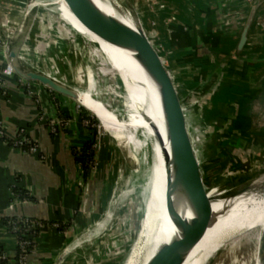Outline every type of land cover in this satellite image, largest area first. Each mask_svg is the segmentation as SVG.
<instances>
[{"label": "water", "instance_id": "water-1", "mask_svg": "<svg viewBox=\"0 0 264 264\" xmlns=\"http://www.w3.org/2000/svg\"><path fill=\"white\" fill-rule=\"evenodd\" d=\"M103 1L118 14L108 12L98 0H53L50 4H45L44 10L43 4L32 0L13 31L7 30L4 21L0 20V39L3 43L4 56L17 75L74 100L92 113L101 124L102 120L98 112L85 104L82 99V92L90 90L92 98L99 100L103 107L112 112L115 118L124 123L125 128L130 131V133L127 132V134L129 133L127 136L124 134L119 138L103 128L116 140L121 152H125L131 165L134 166L136 176L147 191L154 151L129 123L130 114L120 73L109 64L105 54L100 51L101 43L95 40L89 32L77 29L64 17L62 5L64 6L65 3L80 23L102 40L118 47H125L129 44L136 48H142L147 51L148 55L155 57L156 68L164 75L168 83V86L165 85L167 92L165 91L161 96V104L171 153V157L165 154L163 156L164 176L162 175L160 178L159 201L161 203L164 199L167 212L172 222L182 231V235L162 245L150 259L149 264H184L189 252L202 239L206 231L214 227L219 217L231 208L226 206L223 212L217 213L213 207L214 202L228 201L244 194L264 196V168L253 170L244 176L230 175L229 179L227 178V173L222 166L223 157L217 150L219 148L215 151L212 147V142L208 140L207 134L200 124L197 110L193 104L195 100L193 95L202 90L186 92L174 65L153 42L138 15L139 28L134 32L133 37L131 36L132 39L130 38L126 24L118 16L123 14L125 9L123 0ZM56 3L59 4L61 17L67 24L68 31L78 49L80 65L85 71L87 83L85 89L72 86L41 68L32 67L26 59L28 54L24 53L25 45L35 21L43 15L57 12L53 9V5ZM259 3L260 0H254L251 4L242 33L233 51L235 58L242 54L248 42L249 32ZM96 75L99 77V81L96 80ZM220 77L221 70L217 69L209 77L207 85L212 87ZM106 83L108 85H102ZM103 94L109 95L113 102ZM248 98H251V94L247 95L240 106L241 109L244 108L245 101H249ZM115 102L117 103L113 106ZM250 141L249 136L240 144V147L245 148L247 142L253 144ZM255 142L257 143V140H254ZM5 143L9 145L8 141ZM67 144L68 140L65 139L63 141V160L69 177L72 178L76 160L68 152ZM19 170L26 175L34 174L30 168L19 167ZM182 207L193 212L195 217L192 221L182 217L179 212ZM258 229L254 230L256 237L258 236V246L256 245L255 248L253 264H264V227L260 231ZM230 239L232 238L223 240L221 245L211 250L198 264H207L228 244ZM64 255V253L60 255L54 264H61Z\"/></svg>", "mask_w": 264, "mask_h": 264}, {"label": "crops", "instance_id": "crops-1", "mask_svg": "<svg viewBox=\"0 0 264 264\" xmlns=\"http://www.w3.org/2000/svg\"><path fill=\"white\" fill-rule=\"evenodd\" d=\"M253 1L182 0V21H186L182 23V28L188 30V38L185 40L189 42L182 48V65L185 69L182 70L181 80L186 92H190L188 88L194 91L211 89V86L207 85L209 77L220 69V85L228 84L233 86V90H242L240 86L243 81H247L249 90L243 101L248 94H251V98L245 101L243 111L251 114L256 104L264 108V0H260L242 54L235 58L233 51ZM13 3V0H0V20L10 19L9 12L14 8ZM187 8L195 11V14H189ZM199 12L205 16L201 17ZM203 19L206 25H202ZM197 44L203 51L200 57L193 56V52L198 50ZM6 64L0 42V76L3 78L0 85V126L4 133L0 134V245L4 247L8 257L6 264H18L17 237L8 231L2 219L8 215H17L44 220L36 237V245L28 255L27 264H54L76 236L95 224L100 213L101 198L85 191L83 186L93 183V174L90 173L85 179L76 163L74 175L70 178L63 160L65 139L68 140L66 148L74 158L72 147L80 148L86 140L79 121L60 128L56 133L51 130L49 123L50 118L59 115L58 109L63 111V118L66 119L71 115L76 116L77 106L80 107L83 117L82 108L74 100L54 94L36 82H32L35 96L26 92L20 85L19 75L4 73ZM187 80L193 86H189ZM88 91L91 94V91ZM224 101L225 96L215 98L212 103ZM251 114H246V118L254 125L255 115ZM258 116L264 118V112ZM255 131L263 133L264 126ZM253 133L255 132L252 130L249 136L250 143L254 144L255 138L251 135ZM20 134L34 142L37 152H28L5 143L7 141L4 136L14 139ZM19 167L30 168L34 174L26 175ZM12 184L27 189L35 199L24 200L16 197L11 190ZM73 253L74 251H69L65 254L61 264H76Z\"/></svg>", "mask_w": 264, "mask_h": 264}, {"label": "rangeland", "instance_id": "rangeland-1", "mask_svg": "<svg viewBox=\"0 0 264 264\" xmlns=\"http://www.w3.org/2000/svg\"><path fill=\"white\" fill-rule=\"evenodd\" d=\"M31 1L13 0L14 8L9 12L10 19L5 18L3 20L7 30L13 31L17 25L16 21H19ZM52 1L36 0L38 4H43V10L44 6H46L45 3L50 4ZM126 3L139 16L148 35L174 65L182 79V70L185 69L182 65V53H184L182 52V48L189 43L185 40L188 30L182 28V23H186V21H182V0H123L125 8ZM104 5L110 9L109 5L106 3ZM53 9L57 12L43 15L35 21L32 31L28 35V42L25 45L26 50L24 53L28 54L26 59L32 67L41 68L72 86L85 89L87 86L85 71L82 70L80 65L78 49L68 31L67 24L61 17L59 4L53 5ZM187 12L192 15L195 11L187 8ZM199 13L202 15L201 17L205 16L202 12ZM205 22V19H203L202 25H206ZM203 30L206 31L205 29ZM202 39L204 40V37ZM196 48L198 50L193 52V56H202L203 51L201 46L197 44ZM100 51L105 54L109 62L111 60V53L102 47H100ZM116 71L119 72V70ZM96 80L99 81L97 75ZM246 82L243 81V85L240 86L242 90H233V86L228 84L220 85L218 82L209 90H203L196 94L193 92L194 98L202 96L201 99L193 101L198 118H200V124H202L206 132L208 140L213 143L214 150L216 151V148L219 147L218 152L223 157L222 166L226 173L232 176H244L248 172L264 168V132L259 133L255 131L264 126V118H259L258 116L264 112V108L256 104L252 114L246 110L244 112L241 109L240 106L243 104L244 95L249 90V85ZM190 85L193 86L189 83ZM188 90L190 92L194 91L192 88H188ZM103 95H106L107 99L113 102L109 95ZM138 96L137 104L139 107L134 128L139 133H142L140 135L141 138L148 144L151 143L152 146H155L154 138L149 134V130L146 129V124L149 122L151 125H159L158 118L160 117V113L157 111V104L155 103L157 110L153 105L154 100L147 85L142 80L138 84ZM223 96L226 97V101L212 103L215 98ZM116 103H113V106ZM248 113L256 116L253 117L255 121L254 125L247 120L246 114ZM57 118H59V115L52 117L54 120ZM77 121H79L80 129L87 140L89 138L88 125L86 119L81 115L79 106L76 109V116L71 115L69 118L66 117V127L71 124L73 125ZM103 128L104 126H101L99 122L98 129L100 130V134L97 140L96 162L91 169V174H93L91 180L93 183L91 185H83L85 191L91 192L95 197L98 196L97 198H101L100 213L98 218H96L97 221L104 219L110 202L127 185L129 187L127 182L135 174L134 166L131 165L125 152H120L121 150L116 140L107 132V129L105 131V128ZM252 130L255 133L251 135L258 142L254 144L247 142L245 143V148L242 149L240 144L246 140L247 136L249 138V133H252ZM161 135L165 148L169 150L165 130ZM236 140L238 142L235 143ZM159 148V158L164 163V152L160 146ZM80 172H82L81 168ZM136 178L131 193H127L126 199L117 207L112 220L110 221L111 218L108 220L107 226L103 231L95 234L91 233L90 238H84L98 223L93 224L90 228L84 230L82 234L76 236L73 242L67 246L64 254L74 251V263H125L128 254L137 243L147 221L146 214L139 207L141 197L145 193V188L137 176ZM254 230L256 228L249 230L243 236L234 237L231 243L223 247L207 264H253L256 248V240L254 238H258ZM258 230L260 231L261 229Z\"/></svg>", "mask_w": 264, "mask_h": 264}, {"label": "bare ground", "instance_id": "bare-ground-1", "mask_svg": "<svg viewBox=\"0 0 264 264\" xmlns=\"http://www.w3.org/2000/svg\"><path fill=\"white\" fill-rule=\"evenodd\" d=\"M98 2L108 12L111 11L110 13L112 14H118L117 12H114L111 6H109L110 9H108L102 0H98ZM125 6L126 8L124 9L123 14L118 16L126 24L128 32L130 33V38L132 39V35L136 29L139 28V20L133 8L127 3ZM61 8L63 10L62 13L64 17L67 18L77 29L82 32H89L95 40H98L101 43L102 48L111 53V60L109 61V64L113 68L119 70L124 83V95L130 114V125L135 127L137 121L136 117L139 107L137 104V98L139 97L138 84L141 80L147 85L151 97L155 101H153V105L155 106V103L157 104L158 110L156 106L155 108L160 113V117L158 118L159 125H151L149 122L146 124V129L149 130V134L155 141V146H152V144L149 143L154 151L151 173L147 184L148 191L145 189V193L141 197L139 206L141 211L146 214L147 221L145 228L137 240V243L128 254L124 263L149 264L150 259L158 252L162 245L174 238H179L182 235V231L172 222L167 212L164 199L161 203L159 201L160 178L162 175L164 176V163H162L159 158V146L163 149V152L166 150L164 152L165 155L171 157V153L164 146L163 137L161 135L164 130L166 134V123L161 104V96H163L165 91L167 92L165 85L168 86V83L166 82L164 75L156 68L155 57L148 55L145 49L136 48L129 44L125 47H118L110 44L99 38L96 34L92 33L82 23H80V21L70 12L66 5H62ZM27 42L28 40L26 43ZM171 94H173V91H171ZM82 99L85 104L98 112L102 120L101 125L109 132H112L119 138L124 136V134L127 136L130 133V131L125 128L126 125L117 120L112 112L105 109L99 100H94L88 90L82 92ZM127 132L129 133L127 134ZM141 134L142 133H140V135ZM226 176L228 178L230 174L227 173ZM136 179L135 174L129 178L127 182L129 187L126 184V188L121 191L112 202H110L104 219L99 221L95 228L88 232L84 238H90L91 233H100L104 230V228H106L108 220L110 218V221L112 220L117 207L124 202L127 193H131ZM230 181L232 182V180ZM247 195L248 194H244L228 201L224 200L213 203L214 210L217 213L223 212L226 206H230L231 208L228 209V212L219 217L218 222L214 227L209 228L206 231L202 239L189 252L184 264H198L209 254L211 250L221 245L223 240L229 238L233 239L234 237L240 235L243 236L249 230L254 228L261 229L264 227V196H259L257 194H252L250 196ZM179 212L183 218L189 221H192L195 217L193 212H190L185 207L180 208ZM232 239L228 241V244L231 243ZM254 239L256 240V245L258 246V238Z\"/></svg>", "mask_w": 264, "mask_h": 264}, {"label": "trees", "instance_id": "trees-1", "mask_svg": "<svg viewBox=\"0 0 264 264\" xmlns=\"http://www.w3.org/2000/svg\"><path fill=\"white\" fill-rule=\"evenodd\" d=\"M52 91V90H51ZM54 94H57L56 92L52 91ZM82 108V113L83 117L87 118L90 120L89 125L87 126L88 129V135L89 138L84 142L81 148L77 147H72V150L74 151V156L76 163L80 166L83 177L87 179L91 173V169L93 165L96 162V152L97 149L95 147V143L97 141V136L99 135V129H98V123L99 120L92 115L88 110L85 108ZM59 112V117L63 118L64 113L60 109H58ZM6 141L9 142L10 145H14V139L12 138H6L5 136L3 137ZM34 143V142H32ZM25 150H28V146L24 147ZM11 190L14 193V195L20 199H26V200H34L35 198L29 193L27 189L18 187L15 184L11 185ZM37 221L39 222L38 225H33L32 221ZM44 220L41 219H36L33 217H28V216H17V215H8L5 216L2 219V222L6 226L9 232L13 233L16 237L17 240H23L27 239L25 234H31V238H28L30 240V243L26 247V253L30 254L35 245H36V237L40 233L41 229V223ZM20 249H17V254H16V259L17 262L19 260V254H20ZM8 260V257L6 256V252L4 250V247L0 245V264H6Z\"/></svg>", "mask_w": 264, "mask_h": 264}, {"label": "built area", "instance_id": "built-area-1", "mask_svg": "<svg viewBox=\"0 0 264 264\" xmlns=\"http://www.w3.org/2000/svg\"><path fill=\"white\" fill-rule=\"evenodd\" d=\"M0 42L2 43L1 39H0ZM2 46H3V43H2ZM4 73L6 75H11V74H14L15 71H14L13 67L9 63H7L6 67L4 68ZM19 81H20V85L26 90V92L35 96L34 88L32 86L31 81H27L20 76H19ZM2 83H3V78H2V76H0V85ZM85 119L87 121V125H89L90 120L87 118H85ZM65 121H66V119L60 118V117L57 118L56 120L50 118L49 123L51 126V130L54 133H56L59 131L60 128H65L67 125V122H65ZM0 125H1V122H0ZM0 134L1 135L4 134L1 130V126H0ZM99 134H100V132H99ZM97 140H98V136H97ZM14 146L20 147L22 149H24L25 146H28V152H37V150H38L36 145L33 144L32 142H30L29 139L26 136H24V134H20L16 138H14ZM95 147L97 148V141L95 143ZM32 223H33V225L39 224V222H37L36 220L32 221ZM25 236L27 237V239H23V240L18 241V248L21 251L19 254L18 264H27V258H28L29 254L26 253V247L30 243V240H28V238H31V234H25Z\"/></svg>", "mask_w": 264, "mask_h": 264}]
</instances>
